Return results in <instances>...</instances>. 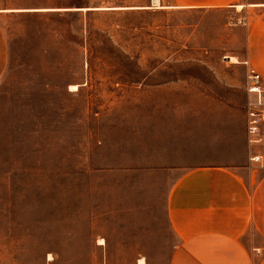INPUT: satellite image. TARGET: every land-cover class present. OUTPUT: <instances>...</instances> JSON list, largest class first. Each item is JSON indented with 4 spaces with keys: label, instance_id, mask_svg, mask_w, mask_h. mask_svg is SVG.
<instances>
[{
    "label": "rangeland",
    "instance_id": "rangeland-1",
    "mask_svg": "<svg viewBox=\"0 0 264 264\" xmlns=\"http://www.w3.org/2000/svg\"><path fill=\"white\" fill-rule=\"evenodd\" d=\"M3 2L22 10L3 23L0 264H168L167 183L149 165L173 138L240 137L264 0Z\"/></svg>",
    "mask_w": 264,
    "mask_h": 264
},
{
    "label": "crops",
    "instance_id": "crops-1",
    "mask_svg": "<svg viewBox=\"0 0 264 264\" xmlns=\"http://www.w3.org/2000/svg\"><path fill=\"white\" fill-rule=\"evenodd\" d=\"M13 10L22 9L0 0V80L9 63L4 17ZM208 135L202 149L173 138L148 168L167 183L165 215L176 237L168 264H264V168L249 163L246 126L236 142L219 144L216 128Z\"/></svg>",
    "mask_w": 264,
    "mask_h": 264
},
{
    "label": "built area",
    "instance_id": "built-area-1",
    "mask_svg": "<svg viewBox=\"0 0 264 264\" xmlns=\"http://www.w3.org/2000/svg\"><path fill=\"white\" fill-rule=\"evenodd\" d=\"M245 91L247 141L251 146V166L264 168V80L254 68H248Z\"/></svg>",
    "mask_w": 264,
    "mask_h": 264
},
{
    "label": "bare ground",
    "instance_id": "bare-ground-1",
    "mask_svg": "<svg viewBox=\"0 0 264 264\" xmlns=\"http://www.w3.org/2000/svg\"><path fill=\"white\" fill-rule=\"evenodd\" d=\"M153 2H154V3H157V2H159V0H153ZM153 2H152V3H153ZM240 8H241L240 5L237 6V9H240ZM76 89H77V86H76V85H70V87H69V90H71V91L76 90ZM103 243H104L103 239H99L98 244H99V245H102ZM51 259H52L51 256L48 255V260H51ZM138 264H144V261H143L142 259H140V260L138 261Z\"/></svg>",
    "mask_w": 264,
    "mask_h": 264
}]
</instances>
